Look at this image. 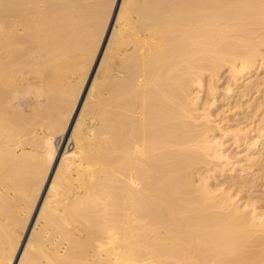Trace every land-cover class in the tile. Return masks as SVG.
I'll use <instances>...</instances> for the list:
<instances>
[{
    "label": "bare ground",
    "instance_id": "obj_1",
    "mask_svg": "<svg viewBox=\"0 0 264 264\" xmlns=\"http://www.w3.org/2000/svg\"><path fill=\"white\" fill-rule=\"evenodd\" d=\"M0 264H264V0H0Z\"/></svg>",
    "mask_w": 264,
    "mask_h": 264
},
{
    "label": "rangeland",
    "instance_id": "obj_2",
    "mask_svg": "<svg viewBox=\"0 0 264 264\" xmlns=\"http://www.w3.org/2000/svg\"><path fill=\"white\" fill-rule=\"evenodd\" d=\"M223 83V82H222ZM222 83H221V85H222ZM221 98H218V101H217V106L214 108V110H216L215 112H217V113H222V112H220V110H222V111H226V113L225 114H222L220 117H218L219 119H222V121H223V123L224 124H226L225 122L227 121L226 119H227V114H228V107L227 106H225L224 104H223V102H221V100H220ZM226 103V102H225ZM218 109V110H217Z\"/></svg>",
    "mask_w": 264,
    "mask_h": 264
}]
</instances>
